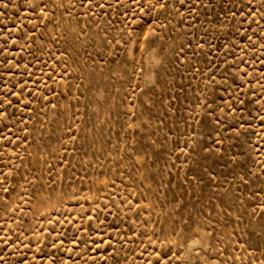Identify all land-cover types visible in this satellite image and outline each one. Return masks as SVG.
<instances>
[{
    "label": "rangeland",
    "instance_id": "374dc122",
    "mask_svg": "<svg viewBox=\"0 0 264 264\" xmlns=\"http://www.w3.org/2000/svg\"><path fill=\"white\" fill-rule=\"evenodd\" d=\"M0 264H264V0H0Z\"/></svg>",
    "mask_w": 264,
    "mask_h": 264
}]
</instances>
